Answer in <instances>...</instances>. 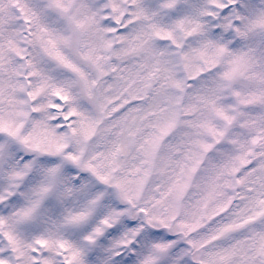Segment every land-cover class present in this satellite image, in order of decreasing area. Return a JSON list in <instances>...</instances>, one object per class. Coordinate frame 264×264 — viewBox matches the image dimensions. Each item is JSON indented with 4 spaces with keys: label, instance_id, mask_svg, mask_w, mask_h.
Segmentation results:
<instances>
[{
    "label": "snow or ice",
    "instance_id": "obj_1",
    "mask_svg": "<svg viewBox=\"0 0 264 264\" xmlns=\"http://www.w3.org/2000/svg\"><path fill=\"white\" fill-rule=\"evenodd\" d=\"M0 264H264V0H0Z\"/></svg>",
    "mask_w": 264,
    "mask_h": 264
}]
</instances>
